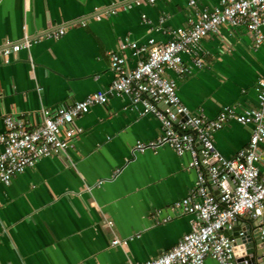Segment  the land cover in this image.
<instances>
[{"label": "crops", "instance_id": "crops-1", "mask_svg": "<svg viewBox=\"0 0 264 264\" xmlns=\"http://www.w3.org/2000/svg\"><path fill=\"white\" fill-rule=\"evenodd\" d=\"M137 1L0 0V48L25 34L36 39L8 63L0 61V133L6 115L36 127L42 123L41 108L71 105L105 88L114 78L108 53L124 37L167 42L173 29L187 25L188 16L219 3ZM127 4L132 6L124 8ZM160 18L164 21L156 29ZM61 28L65 32L58 38L46 36ZM194 51L201 69L190 75L165 72L177 83L183 104L209 117L227 105L257 106L254 86L264 73V42L255 47L246 26L222 25ZM124 54L133 68L136 57L130 50ZM182 59L192 65L191 55ZM130 102L122 95L91 106L75 121L81 133L74 148L42 158L8 185L0 183V264H139L191 230L193 216L168 209L194 182L195 171L186 168L189 156L180 157L168 146L137 151L136 142L155 139L161 126L151 114L139 116ZM251 130L228 122L213 134L215 147L230 157L248 144ZM259 148L264 154V143ZM253 222L242 226L252 231ZM114 238L126 245H112Z\"/></svg>", "mask_w": 264, "mask_h": 264}, {"label": "built area", "instance_id": "built-area-1", "mask_svg": "<svg viewBox=\"0 0 264 264\" xmlns=\"http://www.w3.org/2000/svg\"><path fill=\"white\" fill-rule=\"evenodd\" d=\"M188 5H195V0H189ZM131 6L127 4L124 8ZM142 18L151 22L145 15ZM163 21L159 19L156 29L161 28ZM222 25L246 26L254 46L258 47L264 42V0H219L217 6L199 10L195 18L188 16L187 25L173 29L171 39L164 43L153 38L138 43L124 37L117 49L108 53L114 78L105 88L71 105L41 108L42 123L36 127H31L23 117L4 116L5 128L0 133V183L8 185L13 175L35 166L42 158L74 148L81 133L75 124L78 117L93 105H106L111 97L128 96L131 109L139 116L153 115L161 126L155 139L137 141L135 149L155 151L168 146L180 157L189 156L186 168L196 175L187 194L168 205L178 216L194 217L191 230L171 248L139 264H204L207 259L218 264H236L227 231L235 225L242 226L246 220L259 219L264 234V154L259 148L264 143V73L254 86L257 106L238 110L227 105L213 117L183 104L177 83L165 73L170 70L177 75H190L194 68L201 69L203 61L194 47ZM25 28L22 30L26 31ZM64 32L61 28L46 36L58 38ZM35 41L25 34L21 41L0 48V61L8 63L10 56L28 49ZM126 50L136 57L133 68L127 66ZM186 54L192 56V65L183 62ZM231 121L251 126L252 130L248 144L225 157L215 147L213 134ZM169 219L168 215L162 221ZM112 245L125 246L126 240L114 238Z\"/></svg>", "mask_w": 264, "mask_h": 264}, {"label": "water", "instance_id": "water-1", "mask_svg": "<svg viewBox=\"0 0 264 264\" xmlns=\"http://www.w3.org/2000/svg\"><path fill=\"white\" fill-rule=\"evenodd\" d=\"M217 193V190L215 191ZM264 214V210H262ZM255 229L250 231V225L243 227L235 225L227 231L232 240V251L236 264H264V234L261 233L259 219L253 222Z\"/></svg>", "mask_w": 264, "mask_h": 264}]
</instances>
